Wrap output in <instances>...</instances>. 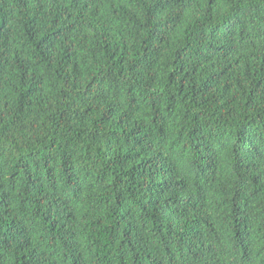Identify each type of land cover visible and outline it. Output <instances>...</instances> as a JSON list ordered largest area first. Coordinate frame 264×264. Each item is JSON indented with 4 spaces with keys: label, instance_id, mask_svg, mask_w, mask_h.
Wrapping results in <instances>:
<instances>
[{
    "label": "trees",
    "instance_id": "16d2710c",
    "mask_svg": "<svg viewBox=\"0 0 264 264\" xmlns=\"http://www.w3.org/2000/svg\"><path fill=\"white\" fill-rule=\"evenodd\" d=\"M0 264H264V0H0Z\"/></svg>",
    "mask_w": 264,
    "mask_h": 264
}]
</instances>
